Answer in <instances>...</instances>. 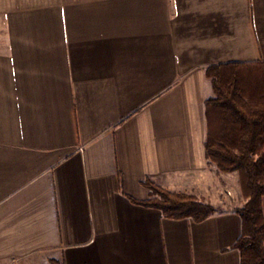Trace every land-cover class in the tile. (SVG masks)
Listing matches in <instances>:
<instances>
[{
  "label": "crops",
  "instance_id": "1",
  "mask_svg": "<svg viewBox=\"0 0 264 264\" xmlns=\"http://www.w3.org/2000/svg\"><path fill=\"white\" fill-rule=\"evenodd\" d=\"M228 62H264V0H0V264H240L234 208L130 200H228L204 150Z\"/></svg>",
  "mask_w": 264,
  "mask_h": 264
},
{
  "label": "trees",
  "instance_id": "2",
  "mask_svg": "<svg viewBox=\"0 0 264 264\" xmlns=\"http://www.w3.org/2000/svg\"><path fill=\"white\" fill-rule=\"evenodd\" d=\"M264 62H228L205 68L213 96L205 100L207 120L204 150L207 159L222 172L237 171L241 190L246 197L235 209L241 218V234L234 244L240 264H264V95L248 96L243 76ZM142 185L151 196L145 200L130 198L145 207L159 209L170 219H192L201 222L216 208L182 192H173L146 178ZM50 264H65L51 259Z\"/></svg>",
  "mask_w": 264,
  "mask_h": 264
},
{
  "label": "rangeland",
  "instance_id": "3",
  "mask_svg": "<svg viewBox=\"0 0 264 264\" xmlns=\"http://www.w3.org/2000/svg\"><path fill=\"white\" fill-rule=\"evenodd\" d=\"M255 68V71L251 70L243 76V84L245 87L246 94L248 96L256 97L264 95V71H261L262 69L259 67ZM208 162L215 167L216 171L221 174V176H223L224 194L228 197V200H226L225 203L219 206H214L209 202L207 203L214 206L217 212H222L224 210H232L233 208L235 211V209L238 208L236 206H238L239 204H241L239 207L243 206L247 199L241 190L238 172H222L217 169L214 163H211L209 160Z\"/></svg>",
  "mask_w": 264,
  "mask_h": 264
}]
</instances>
